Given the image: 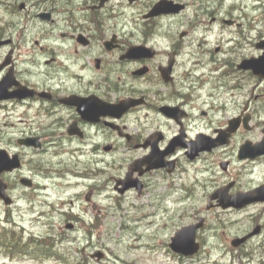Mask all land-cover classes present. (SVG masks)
Returning <instances> with one entry per match:
<instances>
[{"label": "flooded vegetation", "instance_id": "obj_1", "mask_svg": "<svg viewBox=\"0 0 264 264\" xmlns=\"http://www.w3.org/2000/svg\"><path fill=\"white\" fill-rule=\"evenodd\" d=\"M115 1L120 4L117 9L112 1L98 7L99 0H75L67 4L65 12L71 15L64 22L54 9L47 10L44 14L51 18L45 23L51 26V35L30 43L28 36L13 38L0 27V92L4 95L0 99V225L3 222L25 234L15 218L39 207L29 196H38V177L59 187L56 179L64 182L67 174L75 173L71 163L82 166L75 176L95 183L85 195L91 204L95 192L109 184L97 185L102 172L98 164L125 151L133 157L113 177L118 200L129 193L139 197L159 176L178 194L175 200L181 201L182 193L185 198L192 194L176 183L175 176L181 181L186 173L183 166L199 165L200 179L196 177L193 191L201 192L207 211H245L251 219L246 230L229 242H215L211 250H222V259L204 263L232 264L231 258L240 251L238 260L243 264V259L264 264V259L253 257L256 249L264 252V241L250 247L251 241L264 235L260 223L264 219L263 0L257 1L256 14L246 2L224 8L227 0H217L219 8H212L204 20H190L177 36H159L154 29L166 31L159 20L184 14L190 8L185 0H171L182 4L183 10L169 16L145 18L154 4L147 6L141 18L133 20L140 22L131 29L134 34L124 33L127 24L120 10L135 7L140 0ZM19 6L25 12L26 4ZM205 10L207 6L195 13ZM13 24H6L7 30ZM250 62L255 68L245 66ZM194 142L198 148L206 143L212 147L190 159L188 145ZM152 153L161 167L148 170L144 161ZM126 184L130 187L124 189ZM222 197H244L248 203L223 208ZM68 203L67 211L62 210L65 201L57 209L68 218L62 231L75 227L69 222L74 206ZM197 220L203 221L196 233L200 250L192 257L169 252L176 262L195 264L203 257L207 243L202 232L207 223L197 216L187 225ZM87 229L90 240L91 226ZM48 237L57 250H63V235ZM243 238L238 246L232 244ZM81 259L89 263L88 257Z\"/></svg>", "mask_w": 264, "mask_h": 264}, {"label": "rangeland", "instance_id": "obj_2", "mask_svg": "<svg viewBox=\"0 0 264 264\" xmlns=\"http://www.w3.org/2000/svg\"><path fill=\"white\" fill-rule=\"evenodd\" d=\"M1 1L6 2V4H0V27L2 30L5 33L12 34L13 38H18L21 35L28 36L29 38L26 40L30 43V40H35L39 36L51 35V26L38 19L37 15L39 13L54 9L59 14L57 19L60 22H64V18L67 15H71L70 12H65V8L67 4H71L75 0ZM157 1L140 0L135 7H123L120 10L124 11L121 17L122 20L126 19L125 23L127 24V31L124 33L134 34L131 29L135 24H140V22L133 20L140 19L146 7ZM185 1L190 4V8L179 16L165 17L159 20V24L166 31L162 32L157 27L154 29V34L161 36L166 33L177 36L182 27L190 20L195 18L204 20L212 12V8L216 6L219 8L217 0ZM242 1L249 4L251 13L256 14V8L260 7L257 6L258 0H227L224 8H229L233 2L237 4ZM80 2L82 0H77V3ZM20 3L26 4L25 12L18 10ZM112 3L116 5L114 9L120 7L118 1H112ZM262 3L264 4V0L261 1ZM206 6L208 10H205V13H195L197 8H205ZM109 8L113 9L111 6ZM75 14L78 15V12H75ZM12 23H14L13 27L7 30L6 24ZM210 40L214 41L212 37ZM118 153V156H108L104 163L98 164L102 172L96 179L98 180L97 185L109 184L103 185L100 190L95 192L91 204H87L85 195L90 190L89 186L95 183L75 176L82 170L81 165L77 167L71 163L69 168L76 171L74 174H67L64 177L67 181L61 182L63 179H56L61 184L59 187L51 186L49 179H44L40 175L38 181L41 187L39 188V193H37L38 196L36 194L29 195L38 203L39 207L36 206L35 210L32 211L28 209L23 215L17 216L15 218V222L18 224L17 227L23 226L26 230V235L32 234L40 238L52 236L55 239H60L63 235V247L65 249H60V253H67L70 258L74 259L77 257L79 260H82V257H88L89 264H187L188 262H176L170 256L169 252L171 251L167 244L170 243V238L177 230L190 222L196 221V217L200 216L207 223L202 232V237H205L204 241H206L207 245L201 254L203 257L200 256L201 258L195 264H205L204 262L207 260L216 262V260L222 259V250L220 253L211 250L215 242H229L233 235L241 231L244 232L250 225L251 219L245 211L231 210L227 214L220 209L207 211L206 200L202 199L201 192L199 190L193 191V187H196V177L198 176V179H200L196 173L199 165L196 164L183 166L186 169V173L182 177L183 180L180 181L175 176L176 183L178 185L181 183L182 187L186 186L187 190L190 191L188 194H192V196L185 198L183 197L185 194L182 193L181 201H176L175 196H178V194L172 193L173 189L170 183L165 179L159 178V176H155L154 178L158 179L139 197L135 193H129L118 200L117 195L112 190L113 177L119 175L121 169L125 167V161L133 157L131 153L125 151ZM85 160L88 163V159L86 158ZM95 165V163L91 164V168H95ZM83 174L85 175L84 172ZM86 174L89 175L88 172ZM178 176L181 175L179 174ZM45 186H47V189H44ZM171 198L172 201L170 203L169 199ZM44 200H47L45 204ZM61 201H65L62 209L64 211L68 210L70 205L68 201L73 203L72 211L74 216L69 221L75 226L73 230H60V227H63L64 222L68 219L65 217L67 214L57 210L61 206ZM20 204L25 205L24 201H21ZM41 212H44V216H40ZM199 212L201 214L198 215ZM260 223L264 224V219H261ZM87 226H91L90 240L88 239ZM25 234L24 241L27 239ZM263 241L264 235H261L251 241L250 247H257ZM56 248L55 246V250ZM32 250L37 254L43 252L40 249ZM95 250L103 252L105 257L100 261L91 259L89 254H92ZM246 250H250V248ZM253 253H255V256H253L255 259H264V252L260 253L256 249ZM34 257H36L35 254L25 258H10L6 257L3 250L0 249V264H63L53 259H37ZM238 257H241L240 251L231 258L232 264H243L240 260L242 257L239 260ZM243 260L245 264H249V262L253 264L250 259ZM74 261L78 262L75 259Z\"/></svg>", "mask_w": 264, "mask_h": 264}, {"label": "water", "instance_id": "obj_3", "mask_svg": "<svg viewBox=\"0 0 264 264\" xmlns=\"http://www.w3.org/2000/svg\"><path fill=\"white\" fill-rule=\"evenodd\" d=\"M108 0H101V5H103L104 2H106ZM129 2H134L136 0H128ZM183 9L182 5H178V4H173V2L171 1H167V0H161L160 2L156 3L152 10L150 11V13L145 16V17H155L161 14H170V13H178L180 10ZM1 44V43H0ZM138 48L134 49L133 51H137ZM264 62V56L261 59ZM245 66H247L248 68H255L256 64L253 63H247ZM2 88V87H1ZM2 90V89H1ZM4 97L3 92H0V99H2ZM197 143H192L188 145V152H187V156L190 159H193L198 151L201 150H207L210 149L212 146L209 144H205L204 146H202L201 148H198V146L196 147ZM217 145V144H213ZM243 155L248 156V152L246 153L245 151H243ZM154 157H156L155 154H151L149 155L144 163L147 164V169H153V168H159L161 167V164L155 162ZM128 186L126 184V186L124 187V189H127ZM210 199H209V203H210ZM248 203V200L245 199L244 197H230V198H224L222 197L219 200V206L223 207V208H227V207H235V208H240L244 205H246ZM209 207V206H208ZM202 226V220H200L199 224L196 225H192V226H188L185 228H182L180 231H178L176 233V235L171 238V243L169 244L170 249L178 254H182L184 256H191L193 254H195L199 248V245L197 243H195V232L198 228H200ZM246 240V238L243 239H236L232 242L233 245L238 246V244L243 243ZM96 257H98L99 259L102 258V254H100L99 252H97L95 254Z\"/></svg>", "mask_w": 264, "mask_h": 264}, {"label": "bare ground", "instance_id": "obj_4", "mask_svg": "<svg viewBox=\"0 0 264 264\" xmlns=\"http://www.w3.org/2000/svg\"><path fill=\"white\" fill-rule=\"evenodd\" d=\"M7 1H9V0H7ZM40 1H41V0H40ZM12 2H13V1H12ZM12 2H11V3H12ZM13 3H14V2H13ZM8 5H9V4H8ZM30 5H31V4H30ZM36 5H37V4H36ZM33 6H34V5H33ZM8 7H10V6H8ZM11 7H12V5H11ZM27 8H28V6H27ZM25 9H26V8H25ZM68 9H69V8H68ZM23 11H24V10H23ZM21 13H22V12H21ZM21 13H20V14H21ZM72 13H73V12H72ZM9 14H10V13H9ZM13 15H14V12H13ZM14 17H16V16H14ZM18 18H19V17H18ZM21 18H22V17H21ZM24 18H25V17H24Z\"/></svg>", "mask_w": 264, "mask_h": 264}, {"label": "trees", "instance_id": "obj_5", "mask_svg": "<svg viewBox=\"0 0 264 264\" xmlns=\"http://www.w3.org/2000/svg\"><path fill=\"white\" fill-rule=\"evenodd\" d=\"M14 248H17L18 247V244L16 243L14 246H13ZM46 252H50V250L49 251H46ZM43 253V255H47V253Z\"/></svg>", "mask_w": 264, "mask_h": 264}]
</instances>
